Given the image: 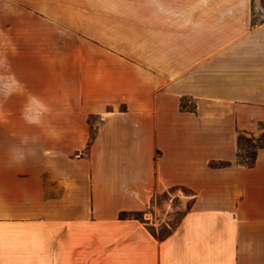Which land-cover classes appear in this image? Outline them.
<instances>
[{
    "label": "crops",
    "instance_id": "obj_1",
    "mask_svg": "<svg viewBox=\"0 0 264 264\" xmlns=\"http://www.w3.org/2000/svg\"><path fill=\"white\" fill-rule=\"evenodd\" d=\"M256 10L0 0V264H264Z\"/></svg>",
    "mask_w": 264,
    "mask_h": 264
},
{
    "label": "rangeland",
    "instance_id": "obj_2",
    "mask_svg": "<svg viewBox=\"0 0 264 264\" xmlns=\"http://www.w3.org/2000/svg\"><path fill=\"white\" fill-rule=\"evenodd\" d=\"M256 3V14H255V19H263L264 18V0H254ZM261 5V6H260ZM264 129V127H262ZM239 146L242 150V157H244L245 159L249 158H253L254 156V152L257 148L264 146V132L262 134H260L258 137L256 138H250L247 135H240L239 136ZM166 199V196H160L158 199V205L160 207L163 206V201ZM174 209L175 211H170V219L168 220V224L169 227H160L158 229H151V232H153L156 236L158 237H164L167 234H169L170 230L173 229L178 222L181 219V216L184 212V208L183 206L181 207V205L179 204L178 201H176L174 203ZM136 218H140V215L135 214L133 215ZM171 228V229H169Z\"/></svg>",
    "mask_w": 264,
    "mask_h": 264
},
{
    "label": "trees",
    "instance_id": "obj_3",
    "mask_svg": "<svg viewBox=\"0 0 264 264\" xmlns=\"http://www.w3.org/2000/svg\"><path fill=\"white\" fill-rule=\"evenodd\" d=\"M245 162H247L248 164H251L253 162V158H251V159L247 158V159H245ZM124 216H125L124 213L120 214V218H123Z\"/></svg>",
    "mask_w": 264,
    "mask_h": 264
}]
</instances>
